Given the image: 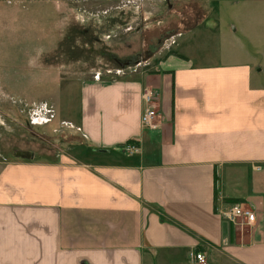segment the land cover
Segmentation results:
<instances>
[{
	"label": "crops",
	"instance_id": "obj_1",
	"mask_svg": "<svg viewBox=\"0 0 264 264\" xmlns=\"http://www.w3.org/2000/svg\"><path fill=\"white\" fill-rule=\"evenodd\" d=\"M188 1L205 11L184 34L211 14ZM237 1L241 37H257L264 0ZM201 63L175 51L153 71L76 81L66 151L0 166V264H195L191 252L264 264L263 69L251 56ZM229 203L255 222L230 224Z\"/></svg>",
	"mask_w": 264,
	"mask_h": 264
},
{
	"label": "rangeland",
	"instance_id": "obj_2",
	"mask_svg": "<svg viewBox=\"0 0 264 264\" xmlns=\"http://www.w3.org/2000/svg\"><path fill=\"white\" fill-rule=\"evenodd\" d=\"M207 2L184 34L205 11L188 0H0V166L66 151L59 123L75 113L76 81L153 71L175 51L195 64L251 56L264 73V29L243 39L240 2Z\"/></svg>",
	"mask_w": 264,
	"mask_h": 264
},
{
	"label": "built area",
	"instance_id": "obj_3",
	"mask_svg": "<svg viewBox=\"0 0 264 264\" xmlns=\"http://www.w3.org/2000/svg\"><path fill=\"white\" fill-rule=\"evenodd\" d=\"M142 100L146 108L141 115V125L147 128H154V118L156 116L155 111L150 107L153 102V94L149 90H145L142 93ZM125 150L129 154H134L138 151V147L129 142L125 144ZM221 216L226 219L230 224L234 226L238 225H250L255 222V214L243 207L239 203H229L224 206V209L220 211ZM190 260L195 264H206V258L203 253L191 252L189 255Z\"/></svg>",
	"mask_w": 264,
	"mask_h": 264
},
{
	"label": "water",
	"instance_id": "obj_4",
	"mask_svg": "<svg viewBox=\"0 0 264 264\" xmlns=\"http://www.w3.org/2000/svg\"><path fill=\"white\" fill-rule=\"evenodd\" d=\"M17 155L31 157V154L29 152L26 154L22 152H18Z\"/></svg>",
	"mask_w": 264,
	"mask_h": 264
},
{
	"label": "flooded vegetation",
	"instance_id": "obj_5",
	"mask_svg": "<svg viewBox=\"0 0 264 264\" xmlns=\"http://www.w3.org/2000/svg\"><path fill=\"white\" fill-rule=\"evenodd\" d=\"M117 62H118V64H121L120 66H124L126 61H125V59H124V61L120 60V59H117Z\"/></svg>",
	"mask_w": 264,
	"mask_h": 264
},
{
	"label": "trees",
	"instance_id": "obj_6",
	"mask_svg": "<svg viewBox=\"0 0 264 264\" xmlns=\"http://www.w3.org/2000/svg\"><path fill=\"white\" fill-rule=\"evenodd\" d=\"M234 202H236V201H234ZM176 225V224H175ZM179 228H181V229H183V230H185L184 228H182L181 226H179V225H177ZM185 231H187V230H185Z\"/></svg>",
	"mask_w": 264,
	"mask_h": 264
}]
</instances>
